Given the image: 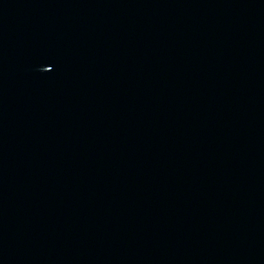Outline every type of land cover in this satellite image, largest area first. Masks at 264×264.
Listing matches in <instances>:
<instances>
[{"label":"water","instance_id":"1","mask_svg":"<svg viewBox=\"0 0 264 264\" xmlns=\"http://www.w3.org/2000/svg\"><path fill=\"white\" fill-rule=\"evenodd\" d=\"M0 264H264V0H0Z\"/></svg>","mask_w":264,"mask_h":264}]
</instances>
